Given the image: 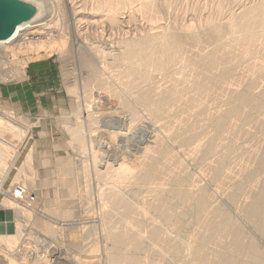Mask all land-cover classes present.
<instances>
[{"label":"rangeland","instance_id":"1","mask_svg":"<svg viewBox=\"0 0 264 264\" xmlns=\"http://www.w3.org/2000/svg\"><path fill=\"white\" fill-rule=\"evenodd\" d=\"M18 1L31 7L34 19H40L36 23L50 32L17 46L7 43L0 53V111L14 116L21 131L12 138L14 146L0 153V236L20 232L21 237L13 251L0 241V253L8 252L16 264H247L253 234L264 264V235L251 228L243 211L249 189L264 178V34L248 44L236 42L238 34L226 30L216 50L208 29L216 22L230 25L264 0ZM173 29L183 33L177 63L157 71L148 67L146 80L123 74L121 53L127 42ZM195 35L203 36L197 42ZM212 49L221 51L222 62L233 61V69L224 75L227 79H204L205 91L198 92L192 81L203 69L195 61ZM247 83L262 94L261 110L231 99ZM140 89L150 100L177 89L183 95L154 115L141 106ZM226 109L235 111L226 115ZM217 120H222L220 127H212ZM122 192L120 199L126 198L129 208L115 199ZM197 194L203 195L205 208L218 205L219 214L196 212ZM231 194L229 205L224 200ZM223 221L236 228L229 234L220 226ZM121 235L117 246L114 238ZM197 237L206 238L201 247L193 241L201 242ZM111 246L124 251L117 254ZM124 255L139 256V262Z\"/></svg>","mask_w":264,"mask_h":264},{"label":"bare ground","instance_id":"2","mask_svg":"<svg viewBox=\"0 0 264 264\" xmlns=\"http://www.w3.org/2000/svg\"><path fill=\"white\" fill-rule=\"evenodd\" d=\"M4 1H6L7 3H11V4H14L15 6H17L22 12H24L25 14H24V16H23V18L21 19V21L20 22H18L17 24H16V26H15V28H14V30H13V32L8 36V37H6L5 39H1L0 40V53H2V54H4V52L6 51V48H8V46H6V44L7 43H11L12 42V47L13 46H17V44H18V42L20 41V43H21V41L22 42H26L28 39H33L36 35H40V34H45V33H47V32H50V30L48 29V28H46L45 26H42L41 24H37L36 22H38V21H40V19H34V15L32 14V10H31V7H29L28 5H26L24 2H22V1H18V0H4ZM98 1V0H97ZM101 1V0H100ZM108 1V0H107ZM115 1V0H114ZM124 1V0H123ZM146 1V0H145ZM149 1V0H148ZM152 0H150V2H151ZM157 1V0H156ZM160 1V0H159ZM103 2V1H102ZM116 2H117V0H116ZM120 2V1H119ZM122 2V1H121ZM120 2V3H121ZM130 2V1H129ZM128 2V3H129ZM140 2V1H139ZM142 2V1H141ZM153 2V1H152ZM152 2H151V4H152ZM154 2H155V0H154ZM115 3V2H114ZM124 3V2H123ZM127 3V2H126ZM145 3L146 2H144V5H145ZM147 3H149V2H147ZM159 3V2H158ZM99 4H102V3H100L99 2ZM119 4V3H118ZM130 4V3H129ZM132 4V3H131ZM135 4V3H134ZM142 4H143V2H142ZM141 4V5H142ZM107 5V4H106ZM116 5V4H115ZM126 5V4H125ZM140 5V4H139ZM140 5V6H141ZM143 5V6H144ZM156 5V4H155ZM165 5V4H164ZM163 5V6H164ZM103 6V5H102ZM120 6V5H119ZM129 6V5H128ZM147 6H149V5H147ZM153 6V5H152ZM151 6V7H152ZM220 6H222V5H220ZM68 7H69V10H71L70 12L72 13V14H74V16H76V15H78L79 14V11H77V10H75V8L74 7H72L71 6V3L69 4L68 3ZM96 7V6H95ZM104 7H105V4H104ZM111 7H112V5H111ZM115 7V6H114ZM118 7V6H117ZM117 7L116 8H114L113 9V11H115L116 9H117ZM126 7H127V5H126ZM130 8H131V6H129ZM129 7H127L128 9H129ZM146 7V6H145ZM154 7V6H153ZM156 7V6H155ZM253 7H255V6H253ZM110 8V7H109ZM113 8V7H112ZM147 8V7H146ZM220 8V7H219ZM251 8V7H250ZM249 8V9H250ZM33 9V8H32ZM100 9V8H99ZM135 9V8H134ZM142 9V8H141ZM158 9H159V6H158ZM246 9V8H245ZM248 9V11H246L245 10V12H243V13H239L238 15H239V18L237 17V15H236V17L238 18L237 20H233L234 22H232V21H229V22H232V23H230V25L228 24V23H226V26H224V25H217V23L218 22H214L215 24H213L212 22V24L211 25H213V26H211V25H208V26H211V27H207L209 30L211 29V33L209 32V37L210 38H212V40L211 41H213L214 40V43L215 44H218L217 46L215 45V47H216V50H217V48L218 49H220L219 47H221V46H219V45H221L222 44V42H221V44H220V37L221 36H223L222 34H223V32H225L226 30L228 31V33H231V34H234V33H237L238 34V40L236 41V42H241V43H250V42H254L253 40L256 38V37H259V35L258 34H260V35H262V34H264V2H263V4L261 3V5H259L258 6V4H257V7H255V8H253L252 10H249ZM96 10V9H95ZM108 10V9H107ZM122 10V9H121ZM140 10V9H139ZM149 10H150V8H149ZM220 10H221V8H220ZM109 11L111 12V9H109ZM126 11V10H125ZM153 11V10H152ZM158 11V10H157ZM244 11V10H243ZM116 12V11H115ZM114 12V13H115ZM118 12H121V11H118ZM147 12V11H146ZM154 12V11H153ZM113 12L112 13H108L109 15L108 16H110V14H113V16L115 15ZM153 14V13H152ZM117 15V14H116ZM147 15V14H146ZM145 15V16H146ZM157 15V14H156ZM219 15V14H218ZM112 16V15H111ZM151 16V15H150ZM78 17V16H77ZM233 17H235V16H233ZM236 17L234 18V19H236ZM113 18V17H112ZM111 18V19H112ZM117 18V17H116ZM115 18V19H116ZM155 18V17H154ZM158 18V17H157ZM108 19H109V17H108ZM114 19V18H113ZM112 19V20H113ZM118 19V18H117ZM232 19V18H231ZM230 19V20H231ZM153 20V19H152ZM114 21V20H113ZM118 21H119V19H118ZM117 22V21H116ZM152 22H154V21H152ZM228 22V21H227ZM206 23H208V22H206ZM210 24V23H209ZM218 24H222V22H220V23H218ZM228 24V25H227ZM153 25V24H152ZM157 25V24H156ZM189 26V25H188ZM202 27H203V25H202ZM206 27H205V29H206ZM172 28V27H171ZM227 28V29H226ZM168 29H170V28H168ZM204 29V28H203ZM207 29V30H208ZM190 30H191V27H190ZM190 30H188V32L190 31ZM196 30H198V29H196ZM171 30H169V32H167L166 34H164V33H162V32H157V33H149V34H144V37L142 36V38L141 39H139V40H134V42H132L133 40H131L130 39V41L132 42V43H128L127 42V44H126V47L124 48L125 50L121 53V61L123 62V65H124V68H123V74L125 75V76H135V77H139V79L140 80H143V79H148L147 77L150 75V73H149V71H148V67H149V70L150 69H154V70H156L157 71V69L158 70H163V69H165L167 66L166 65H168L169 66V64H173V62H175L177 59H176V57H177V55H178V53L180 52V50H182V41H183V38H182V36H181V34L183 35V33H177V32H175L174 31V29H173V31H171ZM192 31V30H191ZM191 31H190V34H191ZM199 31V30H198ZM205 31V30H204ZM202 33V32H201ZM205 33V32H204ZM227 33V32H226ZM147 35V36H146ZM186 35H189V33L188 34H186ZM198 35V34H197ZM204 35V34H203ZM202 35V36H203ZM235 35V34H234ZM258 35V36H257ZM41 36V35H40ZM189 36H191V35H189ZM192 36H193V34H192ZM202 36H200V37H202ZM232 36V35H231ZM184 37V36H183ZM195 38H194V40L196 39L197 40V42H198V40H200V37L199 38H196V35L194 36ZM198 37V36H197ZM207 37V36H206ZM205 37V38H206ZM235 37V38H236ZM261 37H263V36H261ZM39 38V37H38ZM185 38V37H184ZM186 38H187V36H186ZM189 38H191V37H189ZM193 38V37H192ZM204 37L203 38H201V39H205ZM208 38V37H207ZM206 38V39H207ZM35 40H37V39H35ZM193 40V39H192ZM210 40V39H209ZM256 40V39H255ZM129 41V40H128ZM36 42V41H35ZM194 42V41H193ZM196 42V41H195ZM201 42H203V41H201ZM207 42V41H206ZM233 42V41H232ZM20 43L18 44V45H20ZM32 43V42H31ZM213 43V44H214ZM235 43V42H234ZM23 44V43H22ZM27 44V43H26ZM39 45H40V43H38ZM209 44V43H208ZM255 44H256V42H255ZM43 45V44H42ZM51 45V44H50ZM199 45V44H198ZM230 45H232V44H230ZM237 45V44H236ZM242 45V44H241ZM253 45V44H252ZM219 46V47H218ZM225 46V45H224ZM264 46V45H263ZM11 47V46H10ZM9 47V48H10ZM208 47V46H207ZM231 47V46H230ZM244 47V46H243ZM226 48V47H225ZM254 48V47H253ZM227 49H228V47H227ZM232 49V48H231ZM245 49V48H244ZM213 50V49H212ZM215 50V49H214ZM212 51L211 53H209L208 55H206V56H204V57H202V58H199V59H197L196 61H195V63H196V67H198V68H201V69H203V71L199 74H197L196 72H194V74L196 73L197 75H198V77H194L196 80H195V84H194V82L192 81V83H193V86L195 87V88H197V91L198 90H200V91H205V86L203 85V84H205V83H203L204 82V79H205V82H206V80L208 81L209 79L210 80H212V78H214L213 80L215 81V79L218 77V78H220V79H222L223 77H224V75H226L229 71L230 72H232L230 69H231V66L232 65H230V62L231 61H225L226 63H228V64H225V62H222L221 61V57L220 56H222V55H220L219 56V54H218V52H221L220 50H218V51ZM246 50V49H245ZM225 51H227V50H225ZM251 51V50H250ZM199 52V51H198ZM182 53H184V52H182ZM206 53V52H205ZM241 53H242V51H241ZM113 54H115V53H113ZM227 54V53H226ZM243 54V53H242ZM252 54V53H251ZM229 55V54H228ZM245 55V54H244ZM243 55V56H244ZM248 55V54H247ZM4 56V55H3ZM198 56V55H197ZM230 56V55H229ZM109 57V56H108ZM180 57H181V55H180ZM225 57V59H226V56H224ZM85 57H83V59H84ZM179 58V57H178ZM182 58V57H181ZM192 59H193V57H191ZM223 58V57H222ZM228 59H229V57H227ZM235 58V57H234ZM241 58V57H240ZM87 59V58H86ZM86 59H84L85 61H86ZM112 59V58H111ZM188 59H190V57L188 58ZM227 59V60H228ZM186 60V59H185ZM89 61V60H88ZM87 61V62H88ZM120 61V62H121ZM179 61V60H178ZM223 61H224V59H223ZM237 61V59L235 60V62ZM241 61V60H240ZM239 61V62H240ZM90 62V61H89ZM89 62H88V64L87 65H89ZM233 62V61H232ZM232 62H231V64H232ZM234 62V63H235ZM238 62V61H237ZM259 62H260V60H259ZM263 62V61H262ZM176 63H177V61H176ZM185 63V62H184ZM194 64V63H193ZM236 64V63H235ZM90 65H91V63H90ZM177 65V64H176ZM166 66V67H165ZM172 65H170V67H171ZM193 66V65H192ZM219 66L221 67V68H219ZM257 66V65H256ZM25 67V65H22L21 66V68L23 69ZM88 67H90V66H88ZM92 67V66H91ZM95 68V67H94ZM186 68V67H185ZM191 68V67H190ZM208 68V69H207ZM146 69H147V72H146ZM232 69H233V66H232ZM91 70H93V69H91L90 68V72H93V75H95L96 76V73H95V70H96V68H95V70H93V71H91ZM198 70V69H197ZM206 70H208L210 73V75H212V76H210L208 73H206L207 75H209V76H207L206 74H205V71ZM216 70V71H215ZM24 71V70H23ZM85 71H86V69H85ZM89 71V70H88ZM166 71V70H165ZM207 72V71H206ZM122 74V75H123ZM189 74V73H188ZM202 74H205L206 76H202ZM229 74V73H228ZM196 75V76H197ZM214 75V76H213ZM178 76V75H177ZM182 76H184V78H185V75H182ZM193 76V75H192ZM195 76V75H194ZM133 78V79H135L136 80V78ZM228 77V76H227ZM227 77H224L223 78V80L226 78L227 79ZM184 78H183V80H184ZM218 78H217V80H218ZM138 79V80H139ZM182 79V78H181ZM193 80V79H192ZM212 80V81H213ZM180 81V80H179ZM187 81V80H186ZM219 81V80H218ZM218 81H216V82H218ZM221 81V80H220ZM144 82V81H143ZM185 82V81H184ZM191 82V81H190ZM189 82V83H190ZM136 83V82H135ZM206 83H208V82H206ZM213 83V82H212ZM186 84V83H185ZM188 84V83H187ZM180 85V84H179ZM182 85H183V83H182ZM207 85V84H206ZM214 85V84H213ZM213 85H211V86H213ZM247 85V86H246ZM245 86H244V88H243V90H241V91H239L238 93L236 92L234 95H232V97L233 98H231V99H233L234 101H238L239 103H242V104H249V103H251L252 105H254V106H260V110H261V108H262V104L260 103V99L262 98V94H255V93H253L252 91H251V86H250V84L249 83H247ZM123 86V85H122ZM133 86V85H132ZM184 86V85H183ZM188 86V85H187ZM210 86V85H209ZM146 87H148V86H146ZM146 87H144L145 89H146ZM192 87V86H191ZM207 87V86H206ZM144 88H143V90H144ZM172 88V87H171ZM170 88V90H172ZM208 88V87H207ZM142 89V88H141ZM141 89L140 90H138V91H140V93L138 92V93H136L137 95V98H138V100L141 102V104H143V105H141V106H144V107H147V108H149V110L154 114V115H156V114H158L159 112H162V110L166 107V106H168L169 104H170V102L172 101V99H174L175 97H177V98H179V95H183V92H182V94H180L181 93V91H180V93L178 94L177 92H179V88L175 91V92H165V93H163V94H161V95H158L156 98H153L152 100H150V99H146V97L147 96H145L146 94H145V92L143 93L142 91H141ZM149 89V88H148ZM167 89V88H166ZM181 89V88H180ZM192 89H193V87H192ZM147 90V89H146ZM145 90V91H146ZM182 90V89H181ZM191 90V89H190ZM166 91V90H165ZM173 91V90H172ZM200 91H198V92H200ZM264 91V90H263ZM261 92V93H264V92ZM147 92V94L149 93L150 94V92H148V91H146ZM164 92V91H163ZM185 93H186V91H185ZM160 94V93H159ZM182 97V96H181ZM180 97V98H181ZM183 98V97H182ZM193 98V97H192ZM186 99V98H185ZM175 100V99H174ZM173 100V101H174ZM177 100V99H176ZM188 100V99H187ZM190 100V99H189ZM172 101V102H173ZM124 104H127V102L126 103H124ZM251 104H249V105H251ZM261 104V105H260ZM249 105H248V107H249ZM251 105V106H252ZM258 106V107H259ZM126 107H127V109L129 108H131L130 107V104H127L126 105ZM254 109V108H253ZM259 109V108H258ZM257 109V110H258ZM146 110V109H145ZM148 110V111H149ZM165 110H166V108H165ZM233 111H235V109H226L224 112H227V114L226 115H228V114H231ZM240 111V110H239ZM240 113V112H239ZM131 114H132V112H131ZM234 116V115H233ZM4 117H6V119H4ZM116 117V116H115ZM236 117V116H235ZM234 117V118H235ZM238 117H239V115H238ZM120 118V117H119ZM5 121V122H3V120ZM0 153H6L7 151H8V149L7 148H11V147H13L14 145V140L12 141V138L13 137H20V135H21V131H20V129L18 128V126H17V123H16V121H15V118H14V116H12L11 114H9L8 112H3V111H0ZM120 121V120H119ZM221 122H222V120H217V121H213L212 122V127H220L219 125H221ZM232 123V122H231ZM6 129H8L7 131L9 132V134H10V136H6L4 133L6 132ZM8 132H6V134L8 133ZM79 133V132H78ZM80 135V134H79ZM82 137V136H81ZM16 140H18V139H16ZM12 141V142H11ZM18 142V141H17ZM17 144V143H16ZM15 144V145H16ZM2 154H0V155H2ZM152 154V153H151ZM6 156V155H5ZM3 157V156H2ZM0 158V159H3V158ZM256 157H258L257 159H261V157H262V151H261V153H259V154H256ZM156 160V159H155ZM1 162H2V160H0ZM254 161V160H253ZM0 162V163H1ZM6 162V161H5ZM154 162V161H153ZM260 164H261V162L259 161L258 162V164H257V168H259V166H260ZM0 165H2V164H0ZM157 165L156 164H154V163H152L151 164V168L152 169H154L155 167H156ZM104 167V166H103ZM146 168V167H145ZM150 168V169H151ZM147 169V168H146ZM143 170H144V168H143ZM149 171H152V170H149ZM1 176L2 175H0V180H1ZM261 182L258 184V186L256 187V189L254 190L252 187H251V189H249V193L246 195V198H248V203H245V208H244V213H245V217H246V219L251 223V228L253 227L254 229H256V231L259 233V234H261L262 236L264 235V221H263V217H264V178H261ZM1 182L3 183V181L1 180ZM175 188H173L172 190H173V192L175 191L174 190ZM171 190V189H170ZM169 190V191H170ZM2 191L3 190H0V193H2ZM171 192V191H170ZM169 192V193H170ZM176 192V191H175ZM174 192V193H175ZM123 193H125V192H122L121 194L119 193V194H116V197H115V199H117V201L119 200V202L121 201V203H122V199H120V198H124V197H121L122 196V194ZM159 193V192H158ZM158 193H157V196H158ZM162 193V192H161ZM177 193V192H176ZM181 193V192H180ZM201 194V193H200ZM200 194H197L196 196H195V198H194V200H193V202H192V204L194 205H192L193 206V208H195V211L196 212H199V213H201V212H206V213H208V214H215V213H218L219 211H218V205H214L213 207H210V208H205L206 206H204V200H203V202H202V196L200 195ZM121 195V196H120ZM164 195V194H163ZM162 195V196H163ZM177 195V194H176ZM181 195V194H180ZM179 195V196H180ZM159 196H161V195H159ZM172 196H174L173 194H172ZM171 196V197H172ZM178 197V196H177ZM181 197V196H180ZM156 199H157V197H156ZM160 199H162L161 197H160ZM181 199H183V198H180V199H176V202H177V200H180L181 201ZM158 200V199H157ZM168 200H171V198L170 199H168ZM224 200V199H223ZM116 201V200H115ZM116 201V202H117ZM160 201V200H159ZM173 201V200H172ZM171 201V202H172ZM187 201V200H186ZM231 201H232V194L231 195H227L226 197H225V200H224V202L226 203V204H231ZM6 202H7V199H6ZM168 202V201H167ZM187 202H190V201H187ZM223 202V203H224ZM121 203H120V205H121ZM118 204V203H117ZM122 204H124V205H126L125 207H128V205H129V203H128V201H126V198L124 199V201H123V203ZM206 204V203H205ZM209 204V203H208ZM208 204H206V205H208ZM187 205V204H186ZM211 205V204H210ZM18 206V205H17ZM17 206H15V207H17ZM122 206V205H121ZM124 207V208H125ZM130 207V206H129ZM128 207V208H129ZM169 207V206H168ZM165 208V207H164ZM24 209V208H23ZM123 209V208H122ZM121 209V210H122ZM168 209V208H167ZM20 210V209H19ZM223 211H224V209H222ZM222 210H220V212L222 211ZM222 211V212H223ZM20 212H22V213H24V211L21 209V211ZM161 212V211H160ZM226 212H227V210H226ZM26 213V212H25ZM24 213V214H25ZM125 213V212H124ZM168 213H169V211H168ZM167 213V214H168ZM166 214V215H167ZM196 214V213H195ZM219 214V213H218ZM218 214H217V216H218ZM222 214V213H221ZM226 214V213H225ZM228 212H227V216H224V217H226L227 219H228ZM165 215V216H166ZM170 215V214H169ZM173 215V214H172ZM171 215V216H172ZM198 215V214H197ZM201 215H202V213H201ZM203 215H205V213L203 214ZM244 215V214H243ZM164 216V215H163ZM170 216V217H171ZM183 216V215H182ZM199 216V215H198ZM207 216V215H206ZM205 216V217H206ZM174 217V216H173ZM200 217V216H199ZM198 217V218H199ZM204 217V218H205ZM208 217V216H207ZM212 217V216H211ZM221 218H223V217H221ZM220 218V219H221ZM225 218V219H226ZM206 219V218H205ZM207 220V219H206ZM214 221V220H213ZM225 221V220H224ZM223 221V222H224ZM52 222V221H51ZM208 222V221H207ZM210 223H211V221H210ZM225 223V222H224ZM47 224V223H46ZM209 224V223H208ZM207 224V225H208ZM222 223H220V226H222V228L223 229H225V231L226 230H228V232H229V234L231 233V231H229V230H231L232 228H234L235 226H231L229 223V225L227 224V223H225V224H223V225H221ZM17 225V224H16ZM18 225H20V224H18ZM217 224H215V226H216ZM213 226L214 225H212V227H210V228H213ZM217 227V226H216ZM215 227V228H216ZM209 228V227H208ZM215 228H213L214 230H215ZM221 228V227H220ZM236 228V227H235ZM249 228H250V226H249ZM20 229V228H19ZM212 229V230H213ZM222 229V230H223ZM58 230V229H57ZM153 230V229H152ZM211 230V229H210ZM252 230V229H251ZM18 231V230H17ZM20 231H21V229H20ZM47 231V230H46ZM150 231V230H149ZM154 231H155V228H154ZM224 231V230H223ZM234 231V230H233ZM256 231H255V233H256ZM19 232V231H18ZM253 232V231H252ZM49 233V232H48ZM156 233V232H155ZM154 232L152 233V234H155ZM227 233V232H226ZM20 234V232L19 233H17L16 235L17 236H15V237H3V236H0V241L1 242H3L5 245H6V251H10V250H12L13 248H15V245H16V240L17 239H19V235ZM120 234V233H119ZM151 234V235H152ZM236 234V233H235ZM251 234V233H250ZM258 234V235H259ZM53 235V234H52ZM149 235V234H148ZM156 235V234H155ZM234 235V234H233ZM116 236V235H115ZM122 236V235H121ZM117 236L116 238H114V240L117 242L116 243V245L120 242V241H122L123 239V237H125V235L124 236ZM21 237V236H20ZM201 237H203V236H201ZM255 237H256V235H253V234H251V237L250 236H248V243H247V247H246V254L247 255H249V257H248V260H247V264H261V260H260V256H259V247H258V245H257V243H256V241H255ZM25 238V237H24ZM24 238H23V240H24ZM121 238V239H120ZM198 238H200V237H197V239ZM236 238H237V236H236ZM26 239V238H25ZM125 239V238H124ZM201 239V238H200ZM206 238L204 237L203 238V240H205ZM202 239H201V242L203 241ZM26 241V240H25ZM138 241H140L139 239H138ZM194 242L195 241H198V243H197V245H199L200 247L202 246V244H203V242L201 243L200 242V240L198 239V240H193ZM193 241L189 244L190 246H192L194 249H196L195 247H194V245L195 246H197L195 243H193ZM109 242V241H108ZM124 242H126V240H124ZM141 242V241H140ZM115 243V242H114ZM136 243H138V242H136ZM142 243V242H141ZM141 243L140 244H138V245H140V246H144V244H142L141 245ZM201 243V244H200ZM205 243V242H204ZM109 244H110V242H109ZM112 244V243H111ZM120 244V243H119ZM125 243H123V245H124ZM132 244V243H131ZM25 245V244H24ZM113 245V244H112ZM138 245H136L137 247H138ZM2 246V245H1ZM117 246H119V245H117ZM121 246V245H120ZM125 246V245H124ZM136 246H134V247H136ZM109 247H110V245H109ZM111 247H113V246H111ZM17 248V247H16ZM114 248V250L116 249V251H117V254H118V249L119 250H121L122 251V249L121 248H119L118 247V249H117V247L116 246H114L113 247ZM123 248V247H122ZM139 248V247H138ZM137 248V249H138ZM145 248V247H144ZM144 248H142V249H144ZM199 247H197V249H198ZM112 249V248H111ZM132 249V248H131ZM131 249H128V250H130V251H133V250H131ZM134 249V248H133ZM136 249V250H137ZM140 249H141V247H140ZM13 250H16V249H13ZM12 250V251H13ZM155 250H157V249H155ZM229 250V249H228ZM5 251V252H6ZM124 251V250H123ZM122 251V252H123ZM129 251V252H130ZM138 251V250H137ZM140 251V250H139ZM138 251V252H139ZM199 251V249L198 250H196V253ZM232 251V249H230V252ZM113 252V251H112ZM2 253H4V251L2 252ZM8 253V252H7ZM1 254L0 253V264H4V262L6 261H8V262H10L9 264H16L15 263V261H13L14 260V258L13 259H11L9 256H8V254ZM12 253V252H11ZM116 253V252H115ZM125 253H126V251H125ZM133 253V252H132ZM131 252H130V254H132ZM229 253V252H228ZM10 254V253H9ZM120 254V253H119ZM262 254V253H261ZM260 254V255H261ZM112 255V254H111ZM123 255V254H122ZM128 255V254H127ZM127 255L125 256V258H127ZM133 255V254H132ZM134 255H135V253H134ZM229 255V254H228ZM231 256V255H230ZM262 256H264V254L262 255ZM122 257V256H121ZM136 257L137 256H133V257H131V255L129 256V259L127 258L126 260H129L130 262H137L140 258H139V256L137 257V261H135L136 260ZM196 257V256H195ZM232 257H233V255H232ZM257 257V258H256ZM115 258L116 259H118V257H116V255H115ZM114 258V260H116ZM234 258V257H233ZM232 258V259H233ZM252 258V259H251ZM259 258V259H258ZM109 259V258H108ZM111 259H113V258H111ZM110 259V260H111ZM124 259V258H123ZM131 259V260H130ZM224 259H226L227 260V258L225 257ZM262 259V258H261ZM118 260H120V258L118 259ZM145 260H146V258H145ZM225 260V261H226ZM234 260V259H233ZM233 260H230L229 259V262L230 261H233ZM113 261V260H112ZM5 262V263H6ZM7 262V263H8ZM114 262V261H113ZM116 262V261H115ZM118 262V261H117ZM139 262V261H138ZM161 262H164V261H162V259H161ZM111 263V262H110ZM119 263V262H118ZM117 263V264H118ZM111 264H114V263H111ZM116 264V263H115ZM240 264V263H239ZM242 264H245V262L244 263H242Z\"/></svg>","mask_w":264,"mask_h":264},{"label":"water","instance_id":"3","mask_svg":"<svg viewBox=\"0 0 264 264\" xmlns=\"http://www.w3.org/2000/svg\"><path fill=\"white\" fill-rule=\"evenodd\" d=\"M17 6L0 0V40L8 37L24 16Z\"/></svg>","mask_w":264,"mask_h":264},{"label":"built area","instance_id":"4","mask_svg":"<svg viewBox=\"0 0 264 264\" xmlns=\"http://www.w3.org/2000/svg\"><path fill=\"white\" fill-rule=\"evenodd\" d=\"M2 188H3V183L0 180V190H2ZM20 192H21V190H20Z\"/></svg>","mask_w":264,"mask_h":264}]
</instances>
